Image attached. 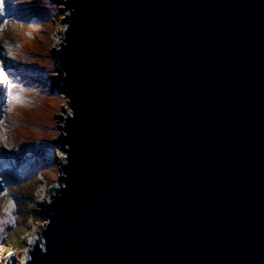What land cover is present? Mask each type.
Wrapping results in <instances>:
<instances>
[{
  "label": "water",
  "instance_id": "obj_1",
  "mask_svg": "<svg viewBox=\"0 0 264 264\" xmlns=\"http://www.w3.org/2000/svg\"><path fill=\"white\" fill-rule=\"evenodd\" d=\"M65 4L66 155L5 264H264V0Z\"/></svg>",
  "mask_w": 264,
  "mask_h": 264
},
{
  "label": "rangeland",
  "instance_id": "obj_2",
  "mask_svg": "<svg viewBox=\"0 0 264 264\" xmlns=\"http://www.w3.org/2000/svg\"><path fill=\"white\" fill-rule=\"evenodd\" d=\"M46 1L45 11L42 0L37 1L39 14L35 6L30 8L31 0H0V68L8 78L0 83V219L13 221L0 224L1 264L9 254L24 260L28 238L41 232V202L57 184L58 164L66 155L58 139L72 109L55 52L63 42L69 11L65 0ZM28 164L38 168L30 170L27 180L9 173L11 167L19 176ZM10 199L15 207L9 214L4 208Z\"/></svg>",
  "mask_w": 264,
  "mask_h": 264
},
{
  "label": "trees",
  "instance_id": "obj_3",
  "mask_svg": "<svg viewBox=\"0 0 264 264\" xmlns=\"http://www.w3.org/2000/svg\"><path fill=\"white\" fill-rule=\"evenodd\" d=\"M32 2L31 3H29V5H30V8H33L34 6L36 7V9H37V11L39 12V14H40V11H42V8H41V6H39L38 4H37V1L38 0H31ZM42 3H43V9H44V11H45V5H48V2L46 1V0H42ZM16 4H18V5H20V8L21 7H23L24 8V6H22V4H20V3H16ZM16 7H18V6H16ZM43 11V12H44ZM45 13V12H44ZM46 15H48L47 13H46ZM50 57V56H49ZM32 165V164H31ZM27 167V169L26 170H24V172H20L21 174L18 176V174H17V172L16 171H14V170H12L11 169V167L9 168V173L11 174V176L13 177V178H15V179H19V178H25L26 180L28 179V177L33 173V172H31L30 170H32V169H34V168H38V165L37 164H35L34 165V168L32 167V166H30L29 164H28V166H26ZM31 172V173H30ZM25 179H23V181L25 180Z\"/></svg>",
  "mask_w": 264,
  "mask_h": 264
},
{
  "label": "snow or ice",
  "instance_id": "obj_4",
  "mask_svg": "<svg viewBox=\"0 0 264 264\" xmlns=\"http://www.w3.org/2000/svg\"><path fill=\"white\" fill-rule=\"evenodd\" d=\"M8 82V78L6 76V74L3 71V68H0V83H7ZM8 96L11 99L13 97V93H12V86L9 85L8 88ZM18 98V97H17ZM4 192H7V189H4ZM3 194V193H0ZM15 207V202L13 200H9L8 201V206L6 208H4V211L6 213H11L12 209ZM13 221L9 220V219H0V224H8V223H12Z\"/></svg>",
  "mask_w": 264,
  "mask_h": 264
},
{
  "label": "bare ground",
  "instance_id": "obj_5",
  "mask_svg": "<svg viewBox=\"0 0 264 264\" xmlns=\"http://www.w3.org/2000/svg\"><path fill=\"white\" fill-rule=\"evenodd\" d=\"M62 157L64 158L63 155H62ZM40 237L41 236H40V232L39 231L35 232L34 235H32L31 237H29L28 240H27V244L29 245V247L35 242V240L40 239Z\"/></svg>",
  "mask_w": 264,
  "mask_h": 264
}]
</instances>
